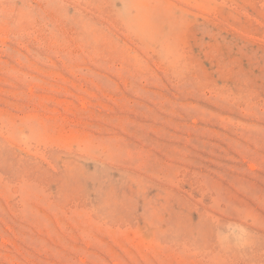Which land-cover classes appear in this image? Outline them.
<instances>
[{
  "label": "rangeland",
  "instance_id": "1",
  "mask_svg": "<svg viewBox=\"0 0 264 264\" xmlns=\"http://www.w3.org/2000/svg\"><path fill=\"white\" fill-rule=\"evenodd\" d=\"M0 264H264V0H0Z\"/></svg>",
  "mask_w": 264,
  "mask_h": 264
}]
</instances>
